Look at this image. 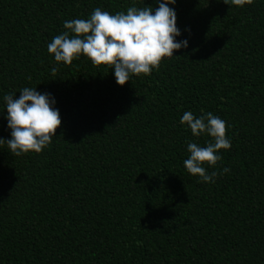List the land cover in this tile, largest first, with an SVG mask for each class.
<instances>
[{
    "label": "trees",
    "instance_id": "obj_1",
    "mask_svg": "<svg viewBox=\"0 0 264 264\" xmlns=\"http://www.w3.org/2000/svg\"><path fill=\"white\" fill-rule=\"evenodd\" d=\"M130 6L159 4L0 0V138L3 97L25 87L61 119L40 153L0 145V264H264V0L169 4L188 47L123 86L83 54H49L65 21ZM185 111L226 122L231 148L204 165L214 183L184 167L187 143L210 139L180 123Z\"/></svg>",
    "mask_w": 264,
    "mask_h": 264
},
{
    "label": "clouds",
    "instance_id": "obj_2",
    "mask_svg": "<svg viewBox=\"0 0 264 264\" xmlns=\"http://www.w3.org/2000/svg\"><path fill=\"white\" fill-rule=\"evenodd\" d=\"M157 2L159 6L155 10L150 6H130L126 12L115 14L97 7L86 19L65 21L63 27L66 31L55 36L47 50L57 63L70 65L83 54L93 66L107 65L114 69L116 83L120 86L132 76L150 75L153 69L159 68L163 58H170L174 51L188 47L187 40L176 41L181 32L177 28L175 10L168 7L176 0ZM223 2L243 7L253 0ZM56 71L53 67V74ZM3 100L11 139L0 138V145L6 143L13 156H20L29 152L40 153L51 144L61 119L59 111L52 107L55 101L49 94L25 87L20 90L18 99L15 94L8 93ZM180 123L187 125L195 137H210L206 146L187 143L190 155L184 161V167L191 175L199 176L201 182L214 183V178L220 173L213 171L209 174L204 165L215 167L221 160L217 153L231 148L226 136V122L211 112L195 117L191 111H185ZM228 171L223 169L224 173Z\"/></svg>",
    "mask_w": 264,
    "mask_h": 264
}]
</instances>
